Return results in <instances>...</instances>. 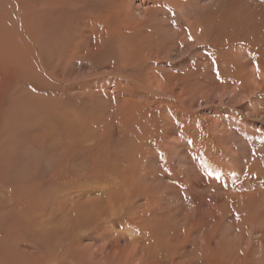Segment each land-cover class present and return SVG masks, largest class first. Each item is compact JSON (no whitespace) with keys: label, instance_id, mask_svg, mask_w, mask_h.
<instances>
[{"label":"rangeland","instance_id":"1","mask_svg":"<svg viewBox=\"0 0 264 264\" xmlns=\"http://www.w3.org/2000/svg\"><path fill=\"white\" fill-rule=\"evenodd\" d=\"M71 1L0 0V264H264V0Z\"/></svg>","mask_w":264,"mask_h":264},{"label":"bare ground","instance_id":"2","mask_svg":"<svg viewBox=\"0 0 264 264\" xmlns=\"http://www.w3.org/2000/svg\"><path fill=\"white\" fill-rule=\"evenodd\" d=\"M38 1V0H37ZM53 1V0H52ZM87 1V0H86ZM89 1V0H88ZM36 2V1H35ZM70 2L72 3L71 5L74 7V8H80L81 9V6L80 7H78V6H76L77 5V1H71V0H69V2H66V3H64V6H63V9H62V11L63 10H66V11H68L71 15H72V17L73 16H75L74 14H75V10L77 11V9H75L74 10V8L72 7V9H73V12H72V10H71V7L69 8V6H70ZM80 2H81V0H80ZM141 2H144V0H141ZM24 3V2H23ZM22 3V5H23V7H24V4H25V7H26V4L27 3H24L23 4ZM89 3V2H88ZM47 4V3H46ZM75 4V5H74ZM43 5V4H42ZM51 6V5H50ZM46 7V5H44V9H45V7H46V9H48V8H51V7ZM91 6V5H90ZM243 6V5H242ZM256 6V5H255ZM17 7V6H16ZM60 7V6H59ZM62 7V6H61ZM42 8V9H43ZM45 9V10H46ZM61 9V8H60ZM79 9V10H80ZM84 9V8H83ZM249 9H250V7H249ZM44 10V11H45ZM51 10V9H50ZM55 10H57V9H55ZM248 10V9H247ZM23 11V10H22ZM47 11V10H46ZM64 12V11H63ZM249 12V11H248ZM22 13V12H21ZM29 13V12H28ZM181 13V12H180ZM37 14V13H36ZM43 14V13H42ZM49 14V13H48ZM51 14V13H50ZM65 14L66 13H64V14H62L63 15V18H64V16H65ZM145 14V13H144ZM183 14V13H182ZM243 14V13H242ZM27 15V14H26ZM31 15V14H30ZM58 15V14H57ZM184 15V14H183ZM246 15H248V14H246ZM24 16H25V14H24ZM36 16V15H35ZM45 16V15H44ZM43 16V17H44ZM77 16V15H76ZM185 16V15H184ZM42 17V18H43ZM55 17V16H54ZM53 17V18H54ZM57 17V16H56ZM70 17V16H69ZM71 17V18H72ZM186 17V20H187V16H185ZM184 17V18H185ZM229 17H231V15H229ZM31 18V17H30ZM37 18V17H36ZM184 18L182 19V21L184 20ZM233 18V17H232ZM72 19H74V18H72ZM221 19V18H220ZM49 20V18L47 19V21ZM62 20V19H61ZM64 20H65V18H64ZM69 20V19H68ZM68 20H67V22H68ZM39 21H41V20H39ZM45 21V20H44ZM54 21V20H53ZM58 21V20H57ZM232 21V20H231ZM49 22V21H48ZM54 22H56V21H54ZM66 22V21H65ZM73 21L71 20V23H72ZM183 22H186L185 23V32H182V35L180 36V38H179V40H181V41H183V39L185 38L186 40V42H187V44H190L191 46H195V43H194V41L199 37V34L201 35V38H202V40H206L207 38H206V34H203L202 33V30L198 27V23H192V24H190V22L189 21H183ZM216 22V21H215ZM51 23V22H50ZM229 23V22H228ZM238 23V22H237ZM46 24V23H45ZM82 24V23H81ZM223 24V23H222ZM235 24V23H234ZM62 25V24H61ZM77 25H79V23L77 24ZM133 25V24H132ZM183 25H184V23H183ZM240 25V24H239ZM246 25V24H245ZM51 26V25H50ZM55 26V25H54ZM71 26V25H70ZM230 26V25H229ZM232 26H233V24H232ZM236 26V25H235ZM238 26V25H237ZM237 26L235 27L236 29H237ZM241 26V25H240ZM45 27V26H44ZM57 27V26H56ZM74 27V26H73ZM134 27V26H133ZM244 27V26H243ZM58 28V27H57ZM64 28V27H63ZM62 28V29H63ZM70 28V27H69ZM77 28V27H76ZM222 28V27H221ZM232 28V27H231ZM234 28V29H235ZM246 28V27H245ZM46 29V28H45ZM55 29V28H54ZM226 29V28H225ZM248 29V28H247ZM44 30V29H43ZM65 30H66V28H65ZM69 30H71V29H69ZM75 30L76 29H73V30H71L70 32H68L67 30H66V32H65V36L66 37H68V36H74L75 34ZM81 30V29H80ZM223 30V29H222ZM238 30V29H237ZM241 30H242V27H241ZM256 30V28L252 31V34H253V37H254V31ZM52 31V30H51ZM57 31V30H56ZM224 31V30H223ZM228 31V30H227ZM236 31V30H235ZM50 32V31H49ZM77 32H79V31H77ZM222 32V31H221ZM225 32V31H224ZM239 32H241V31H239ZM54 33V32H53ZM205 33V32H204ZM226 33V32H225ZM236 33H237V31H236ZM235 33V34H236ZM1 34V33H0ZM51 34V33H50ZM59 34V33H58ZM232 34V33H231ZM240 34H243V33H240ZM250 34V33H249ZM249 34H248V36H249ZM257 33H255V35H256ZM5 35V34H4ZM26 36V35H25ZM45 36V35H44ZM43 36V37H44ZM52 36V35H51ZM53 36H55V34L53 35ZM57 36V35H56ZM169 36H170V34H169ZM208 36V35H207ZM62 37H64V36H62ZM32 38V37H31ZM51 38V37H50ZM57 38V37H56ZM68 38H71V37H68ZM243 38V37H242ZM241 38V39H242ZM245 39V38H244ZM246 39H247V37H246ZM245 39V40H246ZM0 40H2V39H0ZM22 40V39H21ZM67 40V39H66ZM65 40V41H66ZM217 40V39H216ZM259 41V39H256V41ZM26 41V40H25ZM24 41V42H25ZM46 41V40H45ZM57 41H58V39H57ZM74 41H75V39H74ZM173 41V40H172ZM184 41V42H185ZM243 41V40H242ZM0 42H2V41H0ZM19 42V41H18ZM24 42H22V43H24ZM56 42V41H55ZM174 42V41H173ZM185 42V43H186ZM195 42H197V41H195ZM199 42V41H198ZM234 42V41H233ZM236 42V41H235ZM246 42V41H245ZM250 42V41H249ZM3 44L2 45H4V41L2 42ZM21 43V42H20ZM60 43V42H59ZM62 43V42H61ZM184 43V45H186ZM238 43H240V42H238ZM15 44H16V42H15ZM58 44V43H57ZM64 44V43H63ZM68 44H69V42H68ZM233 44V43H232ZM236 44V43H235ZM249 44H251V43H249ZM259 44V43H258ZM257 44V45H258ZM263 44V43H262ZM261 44V45H262ZM66 45V44H65ZM234 45V44H233ZM256 45V44H255ZM260 45V44H259ZM17 46H18V44H17ZM21 46V45H20ZM24 46V45H23ZM28 46H30V45H28ZM70 46V45H69ZM230 46H232V45H230ZM60 47V46H59ZM59 47H58V49H59ZM61 47H63L62 45H61ZM162 47V46H161ZM238 47V46H237ZM252 47H253V44H252ZM260 47V46H259ZM263 47H264V45H263ZM18 48H19V46H18ZM24 48H27V47H25L24 46ZM24 48H21V49H24ZM30 48V47H29ZM63 48H65V47H63ZM153 48V47H152ZM193 48V47H192ZM224 48V47H223ZM239 48V47H238ZM245 48V47H244ZM7 49V48H6ZM67 50L69 49V48H66ZM203 49V48H202ZM237 49V48H236ZM235 49V50H236ZM239 49H241V48H239ZM249 49V48H248ZM259 49V48H258ZM4 50V49H3ZM3 50H2V52H3ZM7 50H9V49H7ZM20 50V49H19ZM52 50V49H51ZM53 50H55V49H53ZM254 49H252V51H253ZM25 51H27V49L25 50ZM47 51H48V49H47ZM63 51V50H62ZM198 51V50H197ZM203 51V50H202ZM228 51H230V50H228ZM255 51V50H254ZM4 52H6V50H4ZM17 52H19L18 50H17ZM17 52L15 51L14 53H16L17 54ZM50 52V51H49ZM48 52V53H49ZM65 52V51H64ZM67 52V51H66ZM222 52V51H221ZM233 52V51H232ZM237 52V51H236ZM251 52V51H250ZM249 52V53H250ZM13 53V54H14ZM27 53V52H26ZM47 53V54H48ZM215 53V52H214ZM218 53H220V52H218ZM225 53H227V52H225ZM233 53H235V52H233ZM249 53H247V54H249ZM261 53H263L262 51H261ZM23 53L21 52L20 53V55H22ZM24 54H25V52H24ZM23 54V55H24ZM67 54V53H66ZM222 54V53H221ZM224 54V53H223ZM222 54V55H223ZM228 54H231L232 56H233V54L232 53H228ZM254 54V53H253ZM257 54V53H256ZM11 55V54H10ZM15 55V54H14ZM19 55V56H20ZM243 54H242V52H241V56H242ZM255 55V54H254ZM259 55L260 56H263V55H261L260 53H259ZM24 56H26V55H24ZM24 56H21V58L22 57H24ZM33 56V55H32ZM35 56V55H34ZM48 56V55H47ZM241 56H239L238 55V53H237V55L235 56L237 59H238V61H239V66H241V67H243L244 65H242L243 64V61H241V59H239V57L241 58ZM253 56V55H252ZM27 57V56H26ZM26 57H25V59H26ZM36 57V56H35ZM50 57V56H49ZM223 57V56H222ZM257 57V56H256ZM14 58H17V57H14ZM20 58V59H21ZM27 58H29V57H27ZM32 58V57H31ZM57 58V57H56ZM61 60H63L62 59V57H59ZM244 58V57H243ZM18 59V58H17ZM16 59V60H17ZM23 59V58H22ZM21 59V60H22ZM58 59V58H57ZM226 59V58H225ZM232 59H233V57H232ZM231 59V60H232ZM258 59H260L259 58V56H258ZM31 59L29 58V61H30ZM33 60V59H32ZM35 60V59H34ZM194 60V59H193ZM234 61H235V59H233ZM19 61V60H18ZM66 61V60H65ZM263 61H264V58H263ZM262 61V62H263ZM22 62V61H21ZM26 62V61H25ZM24 62V63H25ZM32 62V61H31ZM41 62V61H40ZM43 62V61H42ZM61 62V61H60ZM233 62V61H232ZM236 62V61H235ZM257 62V61H256ZM259 62H260V60H259ZM62 63V62H61ZM249 63V62H248ZM32 64V63H31ZM45 64V63H44ZM63 64V63H62ZM250 64V63H249ZM3 65V64H2ZM1 65V66H2ZM22 65V64H21ZM33 65V64H32ZM32 65H31V67H32ZM37 67H38V65L37 64H35ZM47 65V64H46ZM49 65V64H48ZM246 65H247V63H246ZM27 66V65H26ZM28 66H30V65H28ZM55 66V65H54ZM61 66V65H60ZM230 66V65H229ZM228 66V67H229ZM233 66V65H232ZM231 66V67H232ZM25 67V66H24ZM33 67H35V66H33ZM42 67V66H41ZM227 67V68H228ZM237 67V66H236ZM4 68V67H3ZM53 68V67H52ZM194 68V67H193ZM225 69H226V67H224ZM230 68V67H229ZM228 68V71H230V69ZM238 68V67H237ZM0 69H1V67H0ZM6 69V68H5ZM35 69V68H34ZM44 69V68H43ZM59 69V68H58ZM195 69V68H194ZM236 69V68H235ZM240 69V68H239ZM250 69V68H249ZM7 70H8V68H7ZM223 70V69H222ZM227 70V69H226ZM2 71V70H1ZM34 71V70H33ZM225 71V70H224ZM236 71H237V69H236ZM235 71V72H236ZM6 72V71H5ZM202 72V71H201ZM223 72V71H222ZM234 72V71H233ZM1 73V72H0ZM49 73V72H48ZM192 72H190V74H191ZM238 74H239V72H238ZM31 74H29V76H30ZM33 75V74H32ZM49 75V74H48ZM155 75V74H154ZM193 75V74H192ZM259 75V74H258ZM7 76H9V75H7ZM51 76V75H50ZM240 76H241V80H242V82H243V85H244V87H245V89H247L248 90V93L249 94H252V92L254 93L255 92V85L257 84V80H256V78H255V76L252 74V71L250 72L249 70L247 71V70H243V71H241V73H240ZM10 77H12V76H10ZM17 77H19V76H17ZM142 77V76H141ZM212 77V76H211ZM9 78V77H8ZM21 78V77H20ZM32 78V77H31ZM35 78V80H36V77H34ZM145 78V77H144ZM159 78V77H158ZM208 78V77H207ZM237 78V77H236ZM235 78V79H236ZM43 79V78H42ZM46 79V78H45ZM6 80H7V77H6ZM15 80V79H14ZM23 80L24 79H22V81L21 82H23ZM261 80V79H260ZM42 81V80H41ZM46 81L47 80H45V83H46ZM162 81V80H161ZM34 82V81H33ZM36 82V81H35ZM43 82H44V79H43ZM48 82V81H47ZM25 83V82H24ZM202 83V82H201ZM212 83V82H211ZM30 84H32V83H30ZM48 84V86H49V84L50 83H47ZM148 84H149V86L152 88V89H154V91L156 92V90H163L164 88H163V83H161V82H159V81H157V80H154L151 76H150V81L148 82ZM208 85H211L210 83H207ZM45 85V84H44ZM199 85V84H198ZM48 86H44V87H48ZM165 86V85H164ZM202 86V85H201ZM224 86V85H223ZM243 87V88H244ZM258 87V86H257ZM29 88V87H28ZM31 88V87H30ZM48 88H51V86L50 87H48ZM167 88V87H166ZM32 89V88H31ZM35 89V88H34ZM40 89V88H39ZM150 89V88H149ZM244 89V90H245ZM29 90V89H28ZM37 89H35L34 91H36ZM42 90V89H41ZM44 90V89H43ZM49 90V89H48ZM161 90V91H162ZM233 90V89H232ZM243 90V91H244ZM254 90V91H253ZM30 91V90H29ZM257 91V90H256ZM44 92V91H43ZM49 92V91H48ZM184 92V91H183ZM231 92V91H230ZM233 92L234 93H232V96H235V98H236V100H241L245 95H244V92L242 93V92H240V93H238V92H235L234 90H233ZM247 92V91H246ZM19 93H20V91H19ZM28 93V92H27ZM42 93V92H41ZM247 93V94H248ZM261 93V92H260ZM44 94H46L45 92H44ZM53 94V93H52ZM27 95V94H26ZM264 95V94H263ZM228 96V95H227ZM232 96H230V97H232ZM254 96V95H253ZM20 97V96H19ZM47 97V96H46ZM202 97H203V95H202ZM229 97V96H228ZM31 98V97H30ZM35 98V97H34ZM234 98V97H233ZM31 99H33V98H31ZM35 99H33V100H31V102H33ZM36 100H37V98H36ZM219 101H220V99H219ZM26 102V101H25ZM35 102H37V101H35ZM27 103V102H26ZM29 104V103H28ZM31 105V104H30ZM255 105V104H254ZM254 105H252V111H253V108H255V106ZM238 117V116H237ZM236 118V117H235ZM234 118V119H235ZM240 119V118H239ZM239 119H238V121H239ZM168 127H169V125H168ZM41 128V127H40ZM44 128V127H43ZM45 129V128H44ZM34 130V129H33ZM40 130H42V129H40ZM167 130V129H166ZM44 132V131H43ZM166 132V131H165ZM224 132V131H223ZM167 134H168V132H167ZM222 135H223V133H221ZM220 134V135H221ZM45 135H47V134H45ZM167 136V135H166ZM40 138V137H39ZM165 138H167V137H165ZM170 138V137H169ZM172 138V137H171ZM166 140V139H165ZM165 142V141H164ZM171 142L172 141H170L169 142V144L171 145ZM174 142V141H173ZM164 145H167V144H165L164 143ZM172 145H175L174 143H172ZM172 145L170 146V147H172ZM43 147V146H42ZM165 147V146H164ZM173 148V147H172ZM193 153V152H192ZM159 158V157H158ZM175 158V157H174ZM167 159V158H166ZM179 159V158H178ZM181 159H183V158H181ZM162 160V159H161ZM157 162V161H156ZM183 162V161H182ZM158 163V162H157ZM165 165V164H164ZM168 165H170V164H168ZM168 165H166L167 167H168ZM159 168H160V166H159ZM69 172V171H68ZM155 176V175H154ZM79 178V177H78ZM149 181V180H148ZM198 185V184H197ZM165 187V186H164ZM161 193H162V191H161ZM191 198V197H190ZM21 210V209H20ZM25 212V211H24ZM30 223V222H29ZM7 227V226H6ZM24 230V229H23ZM114 232V231H113ZM127 232V236H125V238H126V243L124 244V245H120V246H118V245H116V248L118 249V253H116L117 255V258L119 259V261L120 260H122V261H124V264H146L147 262H149L148 261V258L151 260V258L150 257H148L147 258V256H146V253L147 252H145L144 251V248L143 249H140L139 247H137L136 246V242H135V240H137V239H135V240H133L134 238H133V236H134V231L133 230H127L126 231ZM58 233V232H57ZM187 234V233H186ZM64 236V235H63ZM62 238V237H61ZM57 239V238H56ZM138 241V240H137ZM139 245V244H138ZM261 248H262V246H261ZM260 248V249H261ZM69 249V248H68ZM70 249H72V248H70ZM75 249V248H74ZM67 250V249H66ZM65 250V251H66ZM20 251V250H19ZM56 251V250H55ZM73 251V250H72ZM60 252V251H59ZM58 252V253H59ZM62 253H63V251H61ZM61 252H60V254H61ZM69 252V251H68ZM67 252V253H68ZM29 253V252H28ZM65 253V252H64ZM1 254V253H0ZM24 254V253H23ZM50 254V253H49ZM51 255V254H50ZM64 255V254H63ZM67 255V254H66ZM65 255V256H66ZM6 256V255H5ZM37 256H38V254H37ZM47 256V255H46ZM52 256H54V255H52ZM57 257V256H56ZM59 257V256H58ZM61 257V256H60ZM47 258V257H46ZM62 258V257H61ZM35 259H37V258H35ZM64 259H66V257L64 258ZM43 260V259H42ZM54 260V259H53ZM263 261H264V259H263ZM53 262V261H52ZM69 262V261H68ZM79 262V261H78ZM83 262V261H82ZM121 262V261H120ZM5 263V262H4ZM70 263V262H69ZM150 263V262H149ZM61 264V263H60ZM67 264V263H66ZM80 264V263H79ZM83 264V263H82ZM120 264H122V263H120Z\"/></svg>","mask_w":264,"mask_h":264}]
</instances>
